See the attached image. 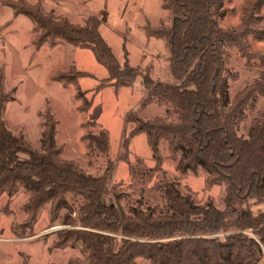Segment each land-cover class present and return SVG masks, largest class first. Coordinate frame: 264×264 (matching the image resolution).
<instances>
[{"label": "rangeland", "instance_id": "1", "mask_svg": "<svg viewBox=\"0 0 264 264\" xmlns=\"http://www.w3.org/2000/svg\"><path fill=\"white\" fill-rule=\"evenodd\" d=\"M163 2L0 0V93L9 95L2 117L13 135L40 151L46 117L52 115L57 121L56 142L62 147L61 157L93 177L108 173L109 198L126 215L133 208L155 214L170 213L165 193L168 184H175L197 205L212 203L219 210H229L226 183L209 185L208 173L201 167L182 172L179 169L181 152L173 150L165 139H161L159 159H155L146 132H137L140 120L177 121L179 113L172 104L151 94L142 77L131 86L112 85L96 93V87L108 77V71L92 50L63 41L54 47L46 43L36 48L34 40L39 31L30 18L17 15L10 5H39L55 19L67 18L80 25H87L95 17L121 64L128 61L153 83L179 86L180 82L169 71L170 54L165 40L146 33L148 26L170 25L171 11L165 9ZM222 9L224 15L217 19L219 27L245 33L237 45L226 50L225 76L231 105L239 101L246 104L236 133L248 140L250 129L257 121L264 120V80L261 79L264 75V0H223ZM79 71L89 74L79 79L87 100L92 101L89 111L83 110L84 102L77 97L75 85H64L59 80V73ZM255 86L260 89L251 92ZM247 92L252 93V100L245 97ZM95 108H100L101 115L92 120ZM31 196L32 192L22 184L12 194L4 192L0 196V264H88L90 252L81 242L60 245L66 230L84 229L124 238L121 234L82 227L79 222L82 199L71 196L67 200L72 211L56 209L48 202L33 219L34 211L28 210ZM255 202L246 204L255 213L264 210V203ZM247 205L236 208H247ZM225 234L228 233L204 237ZM184 237L189 236L159 241ZM136 264L153 263L137 257Z\"/></svg>", "mask_w": 264, "mask_h": 264}, {"label": "trees", "instance_id": "2", "mask_svg": "<svg viewBox=\"0 0 264 264\" xmlns=\"http://www.w3.org/2000/svg\"><path fill=\"white\" fill-rule=\"evenodd\" d=\"M10 5L17 15L30 18L39 31L34 40L36 48L46 43L54 47L63 41L92 50L108 71L96 93L112 85L131 86L142 77L151 94L172 104L179 113L177 121L140 120L137 132H146L155 159H159V144L165 139L173 150L181 152L182 172L201 167L208 173L209 185L226 183L229 210H219L212 203L197 205L175 184H168L165 193L170 213L155 214L133 208L126 215L109 198L108 173L93 177L61 157L62 147L56 142L57 121L52 115L46 117L40 151L13 135L2 117L9 98L3 93H0V196L4 192L12 194L22 184L32 192L28 210L34 211L33 219L48 202L56 209L72 211L67 197L82 199L79 207L82 227L124 236L66 230L60 245L81 242L90 252L88 264H136L137 257H145L153 264H263L264 210L255 213L246 202L264 203V120L250 129L248 140L237 135L238 120L244 117L246 104L230 103L225 57L227 48L237 45L245 33L219 27L217 19L224 15L223 0H164L163 6L171 11L170 25L146 28L149 37L165 40L170 54L169 71L180 82L179 86L153 83L128 61L121 64L95 17L87 25H80L67 18L55 19L39 5ZM58 75L64 85H75L77 97L84 102L83 110L89 111L92 101L87 100L86 91L79 84V79L89 74L79 71L62 73L66 77ZM261 79L264 80V75ZM251 92H247V100H252ZM100 115V108H95L91 118L96 120ZM102 133L106 136V132ZM237 205L247 208L238 209ZM221 233L228 234L204 237ZM181 236L189 237L159 241Z\"/></svg>", "mask_w": 264, "mask_h": 264}, {"label": "built area", "instance_id": "3", "mask_svg": "<svg viewBox=\"0 0 264 264\" xmlns=\"http://www.w3.org/2000/svg\"><path fill=\"white\" fill-rule=\"evenodd\" d=\"M263 264H264V262H263Z\"/></svg>", "mask_w": 264, "mask_h": 264}]
</instances>
